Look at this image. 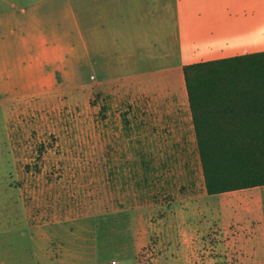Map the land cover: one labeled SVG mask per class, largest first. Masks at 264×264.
Wrapping results in <instances>:
<instances>
[{
	"label": "rangeland",
	"instance_id": "1",
	"mask_svg": "<svg viewBox=\"0 0 264 264\" xmlns=\"http://www.w3.org/2000/svg\"><path fill=\"white\" fill-rule=\"evenodd\" d=\"M77 83L0 112V264H38V228L42 264L68 262L67 230L73 264H264V186L207 193L188 107L151 122Z\"/></svg>",
	"mask_w": 264,
	"mask_h": 264
},
{
	"label": "crops",
	"instance_id": "2",
	"mask_svg": "<svg viewBox=\"0 0 264 264\" xmlns=\"http://www.w3.org/2000/svg\"><path fill=\"white\" fill-rule=\"evenodd\" d=\"M259 52L264 0H0V112L7 123L31 98L71 94L82 81L88 93L102 86L147 106L151 122L178 124L179 102L190 111L185 66ZM46 237L35 230L38 264Z\"/></svg>",
	"mask_w": 264,
	"mask_h": 264
},
{
	"label": "trees",
	"instance_id": "3",
	"mask_svg": "<svg viewBox=\"0 0 264 264\" xmlns=\"http://www.w3.org/2000/svg\"><path fill=\"white\" fill-rule=\"evenodd\" d=\"M209 195L264 186V52L184 67Z\"/></svg>",
	"mask_w": 264,
	"mask_h": 264
},
{
	"label": "built area",
	"instance_id": "4",
	"mask_svg": "<svg viewBox=\"0 0 264 264\" xmlns=\"http://www.w3.org/2000/svg\"><path fill=\"white\" fill-rule=\"evenodd\" d=\"M111 264H117V262L114 261V262H112Z\"/></svg>",
	"mask_w": 264,
	"mask_h": 264
}]
</instances>
